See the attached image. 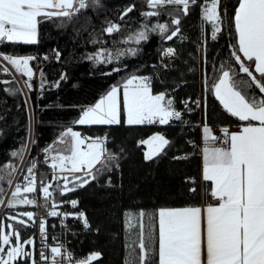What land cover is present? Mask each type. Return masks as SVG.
Instances as JSON below:
<instances>
[{
	"label": "snow or ice",
	"instance_id": "6c2138e0",
	"mask_svg": "<svg viewBox=\"0 0 264 264\" xmlns=\"http://www.w3.org/2000/svg\"><path fill=\"white\" fill-rule=\"evenodd\" d=\"M93 2L98 3V0ZM88 6L89 0H0V42L37 44L42 18L71 19ZM168 6L172 8L168 13L170 21L157 22L151 27L145 23L140 29L130 32L123 42L139 45L141 41L149 39L150 32L159 33L166 41L176 37L183 39L181 19L188 16L193 7H199L202 24L210 25L212 41H217L224 31L227 10L222 8V0H146V7L151 10L141 12V16L158 17L160 9ZM135 8L134 3L129 4L122 10L119 19L123 21ZM228 22L234 29V43L229 45L231 59L220 64L219 75L210 91L225 113L246 123L236 132L221 127V135L217 136L205 122L202 126L204 147L201 179L211 182V187L205 186L198 191L194 178H185L186 194L191 199L206 197L210 193L219 203L159 207L152 212L143 209L137 213L128 212L127 225L129 230H137V240L126 245L128 255L125 264H264V0H237ZM123 30L120 23L112 21L107 22L102 29L109 37ZM206 43L207 40L201 45L205 52ZM136 54L135 48L102 47L87 59L97 64H111L125 55ZM60 55L57 51V59ZM160 55L161 67L168 68L165 59H174L177 51L173 47H165L161 49ZM36 59L33 55L0 52V61L26 77L25 85L29 90L33 87L30 81L36 75L31 62ZM121 70L113 67L105 74L112 75ZM8 71L7 67H3L5 74ZM66 78L61 75L60 80ZM10 83L12 81L0 80V84ZM54 86L59 87V82ZM40 87H44L43 82ZM5 90L15 94L14 90ZM181 103L186 110L191 111L188 101ZM195 103L197 106L200 104L199 101ZM174 105L175 100L167 90L153 93L150 77L132 74L122 83L111 86L94 104L82 109L75 124L120 125L123 115V122L129 126L168 125L173 120L182 121V111ZM107 141V135L84 137L79 131L68 127L57 141L59 148L50 145L43 150L44 162L51 161V180L56 181L58 195L67 196L96 180L105 171H111L109 164L115 159V154L106 147ZM139 144L147 146L144 159L151 161L164 154L171 142L165 135L156 133L139 141ZM23 151H14L11 156L20 157L23 161ZM173 159H187V156H175ZM29 163L24 182L14 185L7 207L29 205L50 208L46 216L71 215L80 220L85 229H90L84 212L57 211L59 205L53 201L51 182L40 181L43 204H38L36 199L30 197L29 194L37 192V164L34 160ZM7 168L11 170L7 182L12 185L17 168L11 163L7 164ZM108 183L111 184L110 178ZM3 192L4 189L0 188V193ZM64 202L70 203L73 208L78 205L76 199ZM0 204H4L3 199H0ZM7 219L15 223L6 226L0 223V264H19L21 260L38 264L34 237L25 238L21 231L37 223L41 239L38 256L44 264H62L64 260L70 264H92L101 258L100 252H92L84 259L73 260L72 253L66 251L63 244L50 245L47 220L41 217L37 221L32 211L8 216ZM26 245L32 250L26 249ZM44 249H49V253L46 254Z\"/></svg>",
	"mask_w": 264,
	"mask_h": 264
},
{
	"label": "trees",
	"instance_id": "16d2710c",
	"mask_svg": "<svg viewBox=\"0 0 264 264\" xmlns=\"http://www.w3.org/2000/svg\"><path fill=\"white\" fill-rule=\"evenodd\" d=\"M133 3L135 10L121 21L122 10ZM236 6L237 0H222V8L227 11L224 31L217 41L210 39V25L202 24L199 7H193L190 14L181 19L183 39L176 37L166 41L159 33L150 32L147 41L139 45L126 44L123 41L127 35L143 24L151 27L157 22L170 21L171 6L160 9L158 17L145 18L141 12L151 10L146 7V0H98V3L89 0L88 8L71 19L42 18L37 44L0 42V52L37 57L31 62L36 73L30 81L31 90L25 85L26 77L17 72L14 75L10 70L5 74L0 63V80L12 81L8 85L0 84V188L5 191L9 186L8 172L11 170L7 164L17 168L21 162L20 157H12L11 153L23 149L25 155L29 138L26 166L36 156H45L46 147L59 148L57 141L68 127L89 137L106 134L109 138L106 147L115 154L110 165L117 169L105 171L85 187L63 196L78 200L74 212H84L89 220L90 229H85L78 221L73 223L69 246L79 258L100 252L101 258L92 264H125L126 245L137 240V230H129L127 225L128 212L208 204L210 193L196 199L186 194L185 178L188 177L194 178L198 191L205 186L210 189L208 183L200 182L199 153L188 141L198 137L199 123L203 126L207 122L210 127L246 123L225 113L210 91L219 75L220 64L231 59L229 45L234 43V29L228 21ZM109 21L120 23L124 30L107 36L102 29ZM94 40L97 43H93ZM205 40L206 52L201 48ZM102 47L135 48L137 54L125 55L111 64H97L87 59ZM165 47L177 51L172 62L165 59L168 68L161 67L160 52ZM57 51L60 58L53 60ZM45 56L48 59H44ZM113 67L122 70L106 75ZM132 74L150 77L154 94L167 90L175 100L174 106L182 111V121L173 120L168 125L158 126H129L123 122L122 115L120 125L75 124L82 109L94 104L111 86L122 83ZM61 75L67 78L60 80ZM42 82L43 88L40 87ZM57 82L59 87L54 86ZM5 89L14 90L15 94ZM182 101H188L191 111L184 108ZM195 101L200 102L199 106ZM156 133L165 135L171 145L164 154L146 161L144 147L139 141ZM175 156H187V159L176 160ZM8 210L6 208L0 216V223ZM22 231L26 236L33 235L31 227Z\"/></svg>",
	"mask_w": 264,
	"mask_h": 264
},
{
	"label": "built area",
	"instance_id": "2783aa9c",
	"mask_svg": "<svg viewBox=\"0 0 264 264\" xmlns=\"http://www.w3.org/2000/svg\"><path fill=\"white\" fill-rule=\"evenodd\" d=\"M183 36V35H182ZM57 57L56 55L53 56V60H56ZM166 60L168 62H172L173 59H167ZM190 145L197 147V149L199 150L202 143H200L198 146L196 144L195 141H190ZM37 164V168H36V175H37V192L31 195V198H34L37 200L38 204H43L44 200L42 197V194L40 193V181L43 179L45 183L51 182L53 184V201L56 202L59 207L57 209V211L61 212V213H74L71 211V204L70 203H65L64 201H67L68 199H63V200H56V181H52L51 180V176H52V170H47L46 168H50V163L51 161H48V163L44 162V157H40V156H36L35 160H34ZM30 166V165H28ZM27 166V167H28ZM26 168H24V159L23 161L20 163V165L17 168V171L15 172L14 178L12 180V185H10V187L8 188V190L5 192V194H3L2 196H0V199L4 200V204H0V214L3 212L5 206L7 205L8 199L11 196V192L14 190V185L16 183H23V177L25 175H27L26 172ZM110 167V164H109ZM111 168V167H110ZM113 169L111 168V171ZM110 171V172H111ZM214 202H217V200H215ZM34 210L37 216V221L39 220V218L43 217L47 220V226H48V243L50 245H55L56 243H60L64 245V248L66 251H69L72 253L73 256V260H77V259H82V258H78L75 256V254L73 253V249L69 246V236L71 235V229L74 228L73 223L78 221L80 224H82V222L78 219H76L74 216H68V217H64V216H57V217H48L46 216V211L50 210L49 209H44L38 206H34ZM32 232H33V236L34 239L36 241V259L38 261V264H44L43 261L39 260V256H38V251L41 248V239H40V235H39V228H38V223L37 225L32 227ZM53 237H55V239H53ZM44 251L46 252V254L49 253V249H44ZM62 264H70L69 261L64 260L62 261Z\"/></svg>",
	"mask_w": 264,
	"mask_h": 264
},
{
	"label": "crops",
	"instance_id": "0c3cea01",
	"mask_svg": "<svg viewBox=\"0 0 264 264\" xmlns=\"http://www.w3.org/2000/svg\"><path fill=\"white\" fill-rule=\"evenodd\" d=\"M13 70V69H12ZM15 72V71H14ZM215 97V96H214ZM219 102V101H218ZM222 107V106H221ZM253 123H256V122H253ZM150 125V124H149ZM154 126L155 125H160L159 123H156V124H153ZM199 125V130H198V137L196 138L197 140H199L200 142H202L203 143V141H202V124L201 123H199V124H197V126ZM77 126H85V125H77ZM88 126V125H87ZM243 125H241V126H227L228 128H229V130H230V132H236V131H238L239 129H240V127H242ZM213 128V130H214V134H216L217 136H220L221 135V133H220V131H219V129L221 128V127H212ZM74 131H78V130H75V129H73ZM80 132V131H79ZM81 133V132H80ZM81 135L82 136H84V137H89V136H87V135H85V134H82L81 133ZM150 137V136H149ZM91 138H93V137H91ZM95 138V137H94ZM147 139V138H146ZM143 147H144V152H143V157H144V153L147 151V146L146 145H143ZM204 147V146H203ZM202 147V148H203ZM202 148H201V150H200V152H199V159H200V182L201 183H204V181H202V179H201V173H202ZM205 183H208L209 185H210V187H211V182H205ZM211 199H213L212 197H211ZM219 202H217V203H212L213 205H215V204H218ZM208 204H211V203H208ZM201 206H207V204H205V205H201ZM27 264H28V262H27Z\"/></svg>",
	"mask_w": 264,
	"mask_h": 264
},
{
	"label": "rangeland",
	"instance_id": "374dc122",
	"mask_svg": "<svg viewBox=\"0 0 264 264\" xmlns=\"http://www.w3.org/2000/svg\"><path fill=\"white\" fill-rule=\"evenodd\" d=\"M9 67L11 68V70L13 69L10 65H9ZM12 71H15V70L13 69ZM15 77H16V76H15ZM16 79H17V78H16ZM29 143H30V138L28 139L27 148H28V146H29ZM27 148H26V149H27ZM25 211H32V212L35 213V211H34L33 209H27V208H24V207L15 208L14 210L9 209V210L3 215L2 219H1V223L4 224L5 226H6L7 224H14L15 222L12 221V220L7 219V217H8V216H12V215H17V214L22 213V212H25ZM24 219H26V217H24ZM15 226H16L17 228L20 227L19 225H15ZM6 230H7V229H6ZM21 231H22V230H21ZM22 236L25 237V238H27V237H34L33 235H29V236L24 235L23 231H22ZM25 247H26V249H28V250H32V249H31L29 246H27V245H26ZM34 252H35V258H36V250H34ZM27 262H28V264H31V260H28V261L21 260V261H19V264H27Z\"/></svg>",
	"mask_w": 264,
	"mask_h": 264
},
{
	"label": "bare ground",
	"instance_id": "6f19581e",
	"mask_svg": "<svg viewBox=\"0 0 264 264\" xmlns=\"http://www.w3.org/2000/svg\"><path fill=\"white\" fill-rule=\"evenodd\" d=\"M197 127H198V130H199V125H198ZM190 141H195L196 144H197V146L200 144V141H199V140H197L196 138H192V139H190V140L188 141L189 146H191V145H190ZM191 147H193V148H197V147H194V146H191ZM6 208H8L7 205L5 206L3 212L5 211ZM8 209H9V208H8ZM3 212L0 214V216L3 214ZM75 256H76V255H75ZM76 257H78V256H76ZM78 258H79V257H78Z\"/></svg>",
	"mask_w": 264,
	"mask_h": 264
},
{
	"label": "water",
	"instance_id": "95a60500",
	"mask_svg": "<svg viewBox=\"0 0 264 264\" xmlns=\"http://www.w3.org/2000/svg\"><path fill=\"white\" fill-rule=\"evenodd\" d=\"M11 199V198H10ZM26 206H28L29 208H31L32 206H29V205H16L15 207H12V208H9V209H11V210H14L15 208H17V207H26Z\"/></svg>",
	"mask_w": 264,
	"mask_h": 264
}]
</instances>
